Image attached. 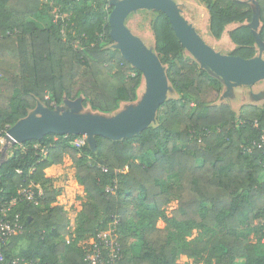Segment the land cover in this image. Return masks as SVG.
Returning a JSON list of instances; mask_svg holds the SVG:
<instances>
[{
	"label": "trees",
	"instance_id": "trees-1",
	"mask_svg": "<svg viewBox=\"0 0 264 264\" xmlns=\"http://www.w3.org/2000/svg\"><path fill=\"white\" fill-rule=\"evenodd\" d=\"M43 1L59 5L56 17L39 27L33 18L42 15ZM200 1L216 38L227 25L252 18L244 1ZM257 1L264 41V0ZM110 9L104 0H0V133L37 99L53 107L64 96L82 94L85 106L110 112L135 98L141 73L108 47ZM153 12L156 49L179 97L164 102L156 124L137 135L118 141L96 136V152L86 143L75 147L78 136L54 133L9 148L0 166L1 202L31 183L42 195L37 204L21 200L14 208L22 232L6 245L7 256L84 264L82 243L116 219L122 264H180V255L192 259L185 264H264V149L252 145L264 135V104L237 112L227 102L216 104L220 82L184 54L165 13ZM229 36L237 44L233 55H254L250 27L241 24ZM65 155L86 198L73 230L60 190L44 172ZM193 229L197 237L189 238ZM135 245L139 252L129 253Z\"/></svg>",
	"mask_w": 264,
	"mask_h": 264
},
{
	"label": "water",
	"instance_id": "water-1",
	"mask_svg": "<svg viewBox=\"0 0 264 264\" xmlns=\"http://www.w3.org/2000/svg\"><path fill=\"white\" fill-rule=\"evenodd\" d=\"M104 1L111 8L108 22L112 43L108 47L118 50L121 57L141 73L135 98L120 102L110 112L93 109L89 104L85 106L82 94L74 99L64 96L53 107L37 99L35 106L2 135L0 166L6 160L9 148L26 140H40L49 133L82 136L88 148L96 152V136L118 141L137 135L148 126L156 124L160 106L169 99L178 98L179 94L168 77L167 64L161 61L156 49L153 28L143 35L127 23L129 16L139 11L165 13L184 54L220 82L222 88L216 104L227 102L233 110L236 106L239 110L243 105L260 106L264 101V86L257 90L253 88L256 83L264 80V41L260 37L262 22L257 0H239L250 5L251 20L227 25L219 38L209 31L207 8L193 18L191 13L197 5L192 0ZM241 24L250 27L254 35L255 53L248 58L232 54L237 44L231 40L229 31ZM207 33L217 41L224 40L222 38L226 34L230 43L223 48L228 52L216 50L206 42L202 34L209 38ZM215 45L221 47L219 42Z\"/></svg>",
	"mask_w": 264,
	"mask_h": 264
},
{
	"label": "built area",
	"instance_id": "built-area-1",
	"mask_svg": "<svg viewBox=\"0 0 264 264\" xmlns=\"http://www.w3.org/2000/svg\"><path fill=\"white\" fill-rule=\"evenodd\" d=\"M131 75H135L131 72ZM0 133V142L2 141ZM85 140L82 136L75 137L72 144L75 147L84 145ZM253 146L264 149V135L258 141L252 142ZM245 151H250L251 146H244ZM43 154L47 153L46 148H42ZM111 189H107L110 191ZM42 195V190L38 185L31 183L29 186L18 190L15 197L8 201L1 202L0 199V264H37L32 259L20 256H7L5 247L13 236L22 232L19 213H13L17 203L21 200L32 201L37 204L38 197ZM84 250V264H122V247L117 231V220H113L105 229L97 233L82 243Z\"/></svg>",
	"mask_w": 264,
	"mask_h": 264
},
{
	"label": "rangeland",
	"instance_id": "rangeland-1",
	"mask_svg": "<svg viewBox=\"0 0 264 264\" xmlns=\"http://www.w3.org/2000/svg\"><path fill=\"white\" fill-rule=\"evenodd\" d=\"M192 1H193L194 4L196 3L195 5H197V6L195 8H193L194 10H192V11H194V12L191 11L192 13L191 12H187V13H191L193 18L195 19L197 14H200V12H202L204 10L206 11L207 7L200 0H192ZM57 5H59V4H57V1L48 2L47 4H46V1H43V3H42V9H43L42 15H40L39 17L33 18V21L37 24V26L44 27V26H46L48 24L49 18H55L56 17L57 12L55 10H56ZM58 16L59 17H63V16H65V13L58 14ZM155 16H156V14L154 12H152V11H139L137 13L131 14L129 16V18H128V22L127 23L133 29H135L137 32H139V33L144 35L145 32L149 31V29L152 27ZM207 24L208 23L205 21V27H207ZM207 35H208V33H207ZM202 37L205 39L206 42L210 43V45L213 46L216 50H221L222 52H226V53L228 52L227 49L223 48V47H227V45L230 43V41H229V39H228L226 34H225L224 38H222L224 40H219V41H217L216 39L211 38L210 36H209V38H207V36H205L203 34H202ZM218 42L221 45V47H219L218 45H215V43H218ZM263 86H264V80L256 83L253 88L255 90H257L258 88H262ZM263 104H264V101L260 104V106H262ZM234 108H235V106H234ZM235 111L236 112L238 111L237 106H236ZM262 179L264 180V175H263ZM63 189H64V187H63ZM80 191L81 190H80V188H78V186L77 187L73 186L71 188V193L69 194V196L68 197L67 196L63 197L62 201L64 202V204L66 206L69 207V211L72 214L77 209L76 205L81 206L82 202L86 199L85 198V194L80 192ZM176 205H177V202L175 200L171 201L165 207L164 214L166 216H170L171 210H173L176 207ZM76 215L75 216H73V215L71 216L72 217V224L70 225V230H73V227H74V223L73 222H74V220L76 218ZM157 225L159 227L163 225L162 219H160V218L158 219ZM257 228L260 231H262L261 224H258ZM197 234H198V230L193 229L192 232H191V235L189 236V238H195V237H197ZM247 235H248V237H249V239L251 241H255L256 237L258 236L254 231L248 232ZM66 238L69 239L70 237L68 235H66ZM262 243L264 244V240L262 241ZM138 252H139V246L138 245L130 246L129 253L137 254ZM178 261L182 262L184 260H180V256H179V260ZM191 262H192V259H191ZM198 264H202V263H198Z\"/></svg>",
	"mask_w": 264,
	"mask_h": 264
},
{
	"label": "crops",
	"instance_id": "crops-1",
	"mask_svg": "<svg viewBox=\"0 0 264 264\" xmlns=\"http://www.w3.org/2000/svg\"><path fill=\"white\" fill-rule=\"evenodd\" d=\"M44 172L46 177L52 179L54 187L60 190L59 202L61 205H63L64 209L67 211V216L70 219V222H72L71 216L72 215L75 216L78 213V211L81 209V206L76 205L77 209L72 214L69 211V207L66 206L62 201L63 197L69 196V194L71 193V188L73 186L74 187L78 186V188H80L81 190L80 192L84 193L83 187L78 185L76 182V178H75L76 169L74 163L72 162L71 158L68 155H65L62 163L52 164L48 166L44 170ZM180 260H184L182 262L178 261L180 264H185V262H191V259H189L185 255H180Z\"/></svg>",
	"mask_w": 264,
	"mask_h": 264
}]
</instances>
